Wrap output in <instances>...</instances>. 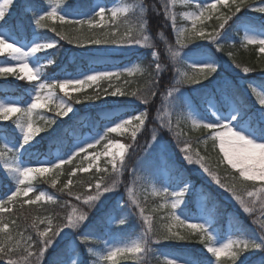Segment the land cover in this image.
<instances>
[{"label": "snow or ice", "instance_id": "1", "mask_svg": "<svg viewBox=\"0 0 264 264\" xmlns=\"http://www.w3.org/2000/svg\"><path fill=\"white\" fill-rule=\"evenodd\" d=\"M183 7L191 9L180 14L185 21L178 24V16L173 8L177 0H162L163 17L170 24L175 33V43L168 45V54L176 68V76L170 86L165 91H161L160 76L164 71L159 60V52L152 51L153 72L155 78L149 80L140 89L130 92L122 91L116 87L109 91L103 89L104 96H130L142 105H149L157 96L160 97L161 106L165 113L169 114L167 120L161 119V127L169 132H174L171 112L178 107V102L191 109V100L182 91L185 85L199 86L197 89L203 90V95L209 97L211 89L214 88L219 94L220 103H213L209 100L211 116H203L197 112L196 116L188 112L186 119H190L193 127L207 130V139L202 142L207 144L210 140L212 147L218 146L221 154L218 159V166L230 168L232 171L231 182H226L227 177H221L216 168L210 166L205 157L194 152L191 142L182 138L181 133L174 132L177 142L183 147L182 159L187 165L195 168L197 172L207 181L209 186L214 185L215 191L226 200L238 206V209L250 217L252 223L258 225L259 234L253 233L248 236L239 226L236 231L240 233L237 238H228L226 242L216 240L214 242L213 224L221 207L219 200L213 197L212 192L205 188H197L191 180L184 175L179 168L174 175L164 174V167L171 165L175 167V162L167 153V149L155 130L151 136L150 150L145 156L144 162L153 168V175L157 182L163 186L159 189L153 187V195L163 197L164 204L159 208H168V215L160 217V220H169V223H160L156 226L155 218L145 214V208L141 206L137 189L125 187L124 194L118 192L119 180L126 170L125 157L129 149L135 143L138 133L145 127L149 117L147 107L136 115L121 118L114 122V126H106L103 134L96 136L77 137L67 153L57 154L55 160L36 159L34 166L32 160L25 161V155L32 157L37 155L31 149L34 147L35 137L43 128L35 126L38 110L48 108L54 100L58 101L55 107L57 117L67 116L73 111L71 99L58 97L56 89L64 93V97H69V88L79 90L86 85H91L100 80H120L122 75L131 76L134 72H143L139 65L135 67H124L116 71H93L91 74H84L83 78H63L47 79L44 77L45 69L54 64V59L49 58L45 63H39L40 53L55 48L58 44L56 40L41 41L33 39L31 43H24L19 38L22 24L12 23V12L15 9L17 0H0V56L10 57L14 63L0 62V77L12 76L19 80H25L32 85V95L30 102L26 105L21 101L12 100L5 102L0 100V121H13L14 127L11 132L8 128H0V136L6 138L7 143L0 148V178L4 181H14L9 183L10 194L6 198H0V264H87L85 258L81 256V250L88 254L98 256L99 261H92V264H120V261L136 259L143 264L142 257L152 250L153 243L160 244L169 241H186V235H181L175 231L174 227L182 226L200 237V243L205 246L206 252L210 254L206 264H228L222 261L221 257L227 256L230 264H264V91H258L252 83H247L250 90L249 95L255 97L256 103L249 106L241 102L234 94L232 83L226 78L217 79L222 65L216 59L212 51L202 49L201 45L195 41H208L215 46V52H222L225 44L226 31L234 23L237 30H243L244 35L241 40L242 45H258V51L264 53V0H259L253 4L251 0H211V2H197V0H179ZM137 8L140 11V18L135 28L128 27L121 34L118 31L119 19L128 20L130 14H135ZM227 8L230 15L220 11ZM71 5L66 9H61L53 0H26L23 12L29 17V24L33 31L49 28L48 21L59 18L62 22L75 23L78 25L87 24L89 28H110L113 25H104L102 22L107 18L115 24V29L105 31L100 37L84 36L81 33L75 40L69 43H77L83 47L85 45H118L122 47H139L142 49H154L156 45L152 42L148 34V18L146 17L143 5L135 3H125L118 7L106 8L97 5L92 9V15L86 19L68 21L71 15ZM251 10L262 14L259 25L250 19H242L247 11ZM63 13V14H61ZM110 13V15H107ZM217 13H219L217 15ZM159 14V12H158ZM213 16L219 21L211 32L206 30V24ZM190 22V26H188ZM232 22V23H230ZM61 39L67 36L58 32L56 28H51ZM80 31V29H76ZM191 45V49L189 46ZM234 47L235 45H231ZM189 49L188 51H185ZM183 54V55H182ZM232 55L231 52L228 53ZM37 62H33V61ZM235 69H240L243 74L254 72L253 68L244 66L233 61ZM190 69L191 74L188 70ZM203 81H207L204 84ZM130 83L125 81V84ZM85 100H100L101 92L94 95L84 96ZM79 103V101H77ZM51 110V109H50ZM199 116V118H197ZM55 119H50L48 124H54ZM179 123H177V127ZM131 130L133 144L125 145L119 141L108 140L104 145L105 149L114 147L115 152L105 151L104 155L111 157L108 161L111 164V173L107 168H97V173L103 172L108 175L98 176L88 181H80L81 187L86 190L83 193L73 192L70 185L73 184L72 176L76 172H87L89 169L79 167L73 168L69 173V178L63 187L57 188V179H51V186L57 188V192L65 193L72 200L61 202L56 194H48L40 191L36 194L31 183L37 174L52 172L62 165L70 164L74 157L81 153H86L95 145L108 139L109 133H117L122 130ZM18 130V132H17ZM54 143H62V136L53 139ZM91 160L98 159L97 155L90 154ZM66 157V158H65ZM153 157H158L154 159ZM85 159L88 157L85 156ZM198 166V167H196ZM92 165H89L91 168ZM206 174V175H205ZM133 184H138L145 178L136 174V169H132ZM33 193L34 199L29 197ZM23 197L24 206L52 204L61 208H69L70 211L63 217L61 222L54 223L51 215H36L31 218V222L23 226L17 223L16 219L5 221V214L11 216L13 209L9 204H15L16 200ZM113 197H118L115 201ZM204 197L212 201L213 207L205 204ZM196 204L197 212L193 213L190 204ZM95 210V211H93ZM157 209H153L156 211ZM124 212L127 216H138L142 221V232L136 239L130 241H119L109 243L105 241L102 252L97 253L93 247L94 242L100 238L99 230L110 228L113 224L126 225L125 218H119V214ZM90 213L92 216L90 217ZM259 213V216H257ZM183 217V218H182ZM200 222L190 223V220ZM214 258V259H213ZM165 264H199L194 260H189L181 256L165 259Z\"/></svg>", "mask_w": 264, "mask_h": 264}, {"label": "trees", "instance_id": "2", "mask_svg": "<svg viewBox=\"0 0 264 264\" xmlns=\"http://www.w3.org/2000/svg\"><path fill=\"white\" fill-rule=\"evenodd\" d=\"M94 1L95 0H53V2L58 4V7L61 9H66L68 5H71V15L67 17L68 21H75L79 19H86L87 16L92 15V9H94ZM104 3V7L109 8V4L113 1L118 2L123 5L125 3L128 4H137L143 5L145 9V15L148 18V34L152 38V42L156 45L154 49H142L139 47L136 48H128L122 47L118 45H85L83 47L79 46L77 43H69V40H75L81 33L84 36H95L100 37L105 31H112L115 29V24L107 18L102 22L104 25H113L110 28H89L87 24L81 26L75 23L62 22L59 18H55L54 20L48 21L49 28L33 31L32 26L29 24V17L24 14L23 7L26 3V0H17L14 11L12 12V23L19 22L22 24V28L20 29L19 36H25L26 38H30L33 35H36L41 41H50L56 40L58 44L55 48L47 50L46 53H40L39 60L42 63L47 62L49 58L54 59V64L49 65L45 69L44 77L51 80L55 79H63L67 77H75L81 75L92 68H101V67H116L118 69H122L124 67H135L139 65L144 71L141 73L139 71L134 72L131 76L127 74L122 75L119 81L113 80H102L99 84V87L95 89L94 87H89L85 90H82L76 94H72L69 99H71L73 106L76 111L69 115L66 118H59L54 123V128L51 131H42L37 136V142L34 143L33 149L31 151L36 153L37 155L29 157L25 155L24 160H32L34 161L42 158L55 160V152L63 155L67 153L72 145L76 142L77 137L84 136H96L97 133L103 134V131L110 121H116L123 117H127L130 115H136L138 112L143 111L145 107L150 109V107L156 102V98L149 105H142L138 101H135L133 97L130 96H104L102 94L103 89H108L110 92L115 90L116 87L121 88L122 91L130 92L136 89L143 88L149 80L155 78V73L153 72L154 64L153 58L151 56L152 51H158L161 55V48L163 46L168 47L169 44L175 43V33L172 31L170 24L165 21L162 13L163 9L158 0H102ZM204 0H197V2L203 3ZM47 4L48 0H44ZM251 2L255 5L259 2V0H251ZM110 9V8H109ZM190 10L189 8H185L182 4L177 0V4L173 8V11L177 13L178 16V24H184L185 21L181 18L180 14ZM222 11L226 15H230L231 13L227 8H223ZM159 12V14H158ZM83 14H87L83 15ZM219 13H217L218 15ZM107 15H110L108 13ZM140 11L137 8L135 14H130L128 16V20L124 21L123 19H119V28L118 31L123 34L128 27L135 28L138 19L140 18ZM242 19H250L254 21L257 25L261 22L262 14L256 13L254 11L248 10L245 17H241ZM219 21L216 20L215 16L207 22L206 30L211 32L213 27L218 25ZM232 23V22H230ZM188 26H190V22H188ZM51 28H56L58 32L67 36V39H61L56 35L55 32L51 31ZM76 29H80V31H76ZM244 33L243 30H237L236 25L233 23L232 27L228 28L226 31L227 39L225 41H221L222 44H225V48L222 52H215V46L208 43V51H212L218 59L219 63L222 65L223 70H220L219 76L217 79L226 78L228 79L234 89V94L238 97V99L249 105L253 106L256 101L255 97L249 95V89L247 88V83H252L254 87L257 88L258 91L264 90V53H260L258 51V45H242L241 40ZM235 45L232 47L231 45ZM202 47V46H201ZM125 49V50H123ZM231 52L232 55L229 56L228 53ZM0 58H6V56H0ZM160 60V56H159ZM238 63L241 67L247 66L254 69L253 73L243 74V73H235L241 72L240 69H235L233 64ZM162 64V61L160 60ZM175 65L171 62L169 64V69L173 71ZM177 68V66L175 67ZM188 70L191 74L190 69ZM170 71H163L160 76L161 81V89L165 87V82L163 83L165 77L163 75L168 76ZM229 77V78H228ZM125 81H129L130 83L125 84ZM204 84H207V81H203ZM31 83L25 80L14 79L12 76L8 77H0V96L10 95L18 98L22 104L26 105L27 102H30V97L28 93V88H30ZM199 88V86H198ZM197 88V89H198ZM97 91L101 92L100 100H85L84 96L86 95H94ZM211 95L209 97H205L203 95V90H196L194 93L193 99L201 111L203 116H211L210 110L207 107V101L210 98L215 99L220 103L219 94L216 93L215 89L212 88ZM79 101V103H77ZM182 103L178 102L177 109L172 114V124L174 132H179L182 135V138L188 139L191 142V147L194 152H198L200 156L205 157L208 161V164L218 171L221 177H227L226 182H231L232 171L230 168H225L224 166H218V159L221 155L219 153L218 147L215 149L212 147V142L209 140L207 144L202 141L207 139L208 132L207 130L193 127L190 119H186L187 112L183 111ZM195 116V115H193ZM199 118V117H197ZM177 123L179 126L177 127ZM147 124V123H146ZM0 128H8L11 132V128L5 122H0ZM172 132L173 137L171 139L180 149L183 145L178 144L177 136ZM57 136H62V143H54L53 139ZM2 139H6L0 136V141ZM108 140H119L123 144H133L131 133L129 131L122 133H109L108 139L102 141L100 144L95 145L92 149H88L86 153H81L79 156L74 157L73 161L70 164L62 165L59 169H55L57 175L55 179H57V188L63 187V184L67 182L69 178V173L72 172L73 168H79L82 165L83 157H85L88 152L94 151L97 148H101ZM144 137L137 136L135 143L131 149H129L126 153L125 164L126 170L122 176H120L121 180L124 181L120 185L134 187L137 189L138 197L141 202V206L145 208L146 215H152L155 218L156 226L158 227L160 223H169V220H160V217L168 215V208H159V205L164 204L165 200L163 197L158 195H153V183L155 180L153 175V168L149 167L143 160V158H139L135 160V157H142L140 148L142 147V142ZM181 153V151H180ZM66 158V157H65ZM141 159V160H140ZM100 169L107 168L109 173H111V165L106 162L104 159L101 161ZM175 167L170 166V171L167 175H174ZM132 169H136V174L145 178L138 184H133V176L131 175ZM180 170L183 171L184 175L187 176L192 183L195 180V173L191 170H187L186 167H179ZM206 175V174H205ZM98 176H105L107 180L109 177L107 174L100 172L97 173L96 168H91L87 172H76L72 176L73 184L70 185V188L73 192L83 193L86 190L85 187H81L80 181H88L89 179H94ZM127 176V177H126ZM198 178V175H197ZM9 183L12 184L11 181H4L0 178V195H4L9 190ZM203 188L206 191L212 192L214 198L219 200L221 207H219L218 215L216 221L214 222V226L224 235L225 233H231L235 237L239 236L235 229L237 226L243 229L244 233L248 236L253 235V233L258 235L259 227L252 223L253 217H250L246 214H243L242 211L238 209V206L233 204L231 201L226 199H222L217 192L214 190L211 191L206 184L207 181L201 182ZM31 184L34 187L36 193L40 191H44L48 194H56L58 199L63 202L64 200H72L73 203L76 202L73 198L68 197L65 193L57 192V188H53L51 186V179L38 176L36 177ZM33 193L31 194V197ZM206 206L213 207L212 201L208 200L207 197L204 199ZM23 203V197L16 200L15 204H9L8 207L13 209V214L11 216L5 214L4 219L8 221L10 219H16L17 223L23 226L25 223V217H27V222H31V218L36 215L46 216L51 215L54 220V223L61 222L63 217L70 211L69 208H61L59 205L52 204H43V207L40 205H32V206H24L21 208ZM189 207L192 209L193 213L197 212V205L190 204ZM153 209H157L153 211ZM92 216V213H91ZM90 216V217H91ZM259 216V213H257ZM123 218L126 219L124 216ZM183 218V217H182ZM126 225H118L116 229L120 232L123 230H128L129 221L126 219ZM192 223V222H190ZM182 230L180 231L181 235H186L189 237L186 241H169L163 242L164 247L169 251L177 254L178 256H182L189 260H194L199 263H206L210 254L206 252L204 245L201 244L199 235L192 234L188 235V229L182 226H178ZM104 234V229L99 230V235ZM137 234L132 235L135 237ZM101 239L99 238L94 242V249L98 253V245L100 244ZM97 247V248H96ZM100 253V252H99ZM81 256L86 259L87 264H92V261H97V256H93L88 254L86 251L81 250ZM166 255L161 254L160 252H152L151 255L146 259V264H165ZM170 258V257H167ZM214 259V258H213ZM222 261H230L227 256L221 257ZM138 260L136 259H128L120 261V264H136ZM149 262V263H148Z\"/></svg>", "mask_w": 264, "mask_h": 264}, {"label": "rangeland", "instance_id": "3", "mask_svg": "<svg viewBox=\"0 0 264 264\" xmlns=\"http://www.w3.org/2000/svg\"><path fill=\"white\" fill-rule=\"evenodd\" d=\"M158 2L161 4L162 6V9H163V3H162V0H158ZM205 2V0L203 1ZM207 2H211V0H207ZM169 3H170V0H169ZM99 5V6H104V3L102 0H95L94 1V9L96 8V6ZM118 6H121V4H119L118 2L116 1H113L109 4V8H112V7H118ZM187 11H191L190 10H187ZM186 12V11H185ZM63 14V13H61ZM244 33V32H243ZM19 38L21 39L22 42L24 43H31V41L33 39H37L38 37L36 35H33L32 37L30 38H26L25 36H22ZM39 39V38H38ZM196 44H199L202 46V49L204 50H207L208 51V41H203V40H200V41H195ZM174 45V44H173ZM128 48H136V47H128ZM168 47H165L163 46L161 48V55H160V60L162 61V65L164 67V71H170V73L168 74V76L166 75H163V77H165L163 83L165 82V87H162L161 91H165L166 88L168 86H170L171 82L174 80L175 76H176V65L175 67L173 68V71H171L169 69V64L172 62L171 61V58L169 57V54H168V51H167ZM189 49H191V45L189 46ZM189 49H186L185 51H188ZM125 50V49H123ZM183 55V54H182ZM218 60V59H217ZM0 62H9V63H14V61L11 60L10 57H6V58H0ZM33 62H37V61H33ZM39 63H42L40 60H38ZM118 70V68L116 67H101V68H92L90 69L89 71L81 74V75H78V76H75V77H72V78H83V75L84 74H91L93 71H116ZM235 73H242V72H237L235 71ZM229 78V77H228ZM14 79H17L14 77ZM102 80L96 82V83H93L91 85H86L84 87H82L81 89L79 90H76V89H72V88H69L68 91H69V97H64V93L63 92H60L59 89H56V93H57V96L58 97H62L64 99H69L70 96L72 94H76L82 90H85L89 87H94L95 89H97L99 87V84ZM198 86H188V85H185L184 88L182 89V91L185 93V95L191 100V109H189L188 107L184 106L183 104V111L184 112H192V115H195L198 113H201V111L198 109L196 103H195V100L193 99V96H194V93H196V90H197ZM261 91H264V90H261ZM28 93H29V97L32 95V85L30 86V88H28ZM212 100L213 103H217L218 104V101L214 100L213 98H210ZM209 99V100H210ZM0 100H3L5 102H8V101H12V100H18L17 97H13V96H10V95H4V96H0ZM209 100L207 101V107L208 109L210 110V113L214 110L213 108H211L210 104H209ZM56 100H54V102L52 104L49 105L48 108H44V109H40L38 110V115H36V121H35V126L37 127H41L43 128L45 131H51L53 130V128L55 127L54 124H51L49 125L48 124V121L50 119H55V121H57L59 118H66L68 117L69 115H72L76 109L75 107L73 106V111L70 112L67 116H64V117H57L56 116V112L58 111V109L55 107V104H56ZM51 109V110H50ZM148 109V108H147ZM144 110V109H143ZM148 112H149V117H148V120H147V124L145 125V127L142 129V131L140 133H138L137 136H141V137H144V140L142 142V147L140 148V151L142 152L141 155H143L142 157H135V160H138L139 158H143L145 159V156L147 155L148 151L150 150V145H151V136L153 134V130L156 131V133L162 137V140H163V143L167 149V153L171 156L172 160H174L175 162V168L174 169H171L172 171H174L176 168H179V167H186L187 170H191L192 172L195 173V182L194 184L196 185L197 188H201L203 187L202 185V181H206L204 179L203 176L200 175L199 172H197L195 170V168H193L192 166L190 165H187L186 162L182 159L183 157V153H180V149L178 148V146L175 144V141L173 142V140L171 139V136L173 137V134L172 132H169L166 128H162L161 127V119H164V120H167L169 118V114L168 113H165L163 111V108L161 106V101H160V97L157 96L156 97V102H154V104L150 107V109H148ZM174 111L171 112V117H172V114H173ZM199 117V116H197ZM123 118H127V117H123ZM15 120V116L12 117V120L10 121H0V122H5L7 123L11 128L14 127V123L13 121ZM119 120H116V121H110L107 123L106 126H114V122H118ZM131 133V130H127ZM18 132V130H17ZM122 132H126L124 130H122L121 132H117V133H122ZM37 139H38V136L35 137V140H34V143L37 142ZM113 141H119V140H113ZM121 142V141H119ZM7 143V140L6 139H2V141H0V148H3L4 145ZM108 142H106L105 144H107ZM122 143V142H121ZM104 144V145H105ZM104 145L101 147V148H97L96 150L94 151H90L88 152V154L86 155L88 158L85 159L83 157V162H82V165L81 167L83 168H87V169H91V168H99L101 166V161L104 159L106 162L109 161V159L111 157H108V156H105L104 155V152L105 151H113L115 152L116 149L114 147H112L111 149H105ZM218 147V146H217ZM90 154H95L97 155L98 159L95 160V161H92L91 160V155ZM57 156V153L55 152V157ZM154 159H158V157H153ZM140 159V160H141ZM43 160V159H41ZM144 161V160H143ZM0 163H2V161H0ZM92 165L91 168H89V165ZM111 165V164H110ZM30 166H34L33 165H30ZM171 165H166L163 169L164 171V174L165 176H167V173L170 171L169 167ZM198 167V166H196ZM56 170L54 169L52 172H49V173H44L43 175H40V174H37L36 177L38 176H42V177H46V178H49V179H53L56 177L57 175V172H55ZM197 175H198V178H197ZM35 177V178H36ZM127 177V176H126ZM34 178V179H35ZM33 179V180H34ZM33 180L31 181H26V183H31ZM119 180V185L121 183H123L124 181L121 180V178L119 177L118 178ZM12 184H14L15 182L14 181H11ZM125 183V182H124ZM153 183V187L159 189L163 186H166V185H162L161 183L157 182V181H154L152 182ZM210 189H212L211 191H215V187L214 185L212 186H209L208 184H206ZM125 187L126 186H119V189H118V192L120 194H124V197L125 199L127 198L126 194H125ZM216 192V191H215ZM39 193V192H38ZM36 193V194H38ZM10 192L9 190L4 194V195H0V198H6L7 195H9ZM31 194L32 193H29V197H31ZM219 194V193H218ZM219 196L222 198V199H225L223 196H221L219 194ZM32 199H34V195L31 197ZM118 197H113V200L115 201ZM205 198V197H204ZM203 198V199H204ZM95 211V210H93ZM90 216H91V213H90ZM126 217V219L129 221L130 225H129V228L128 230H123L121 233L116 229V224L115 222L113 221V224L110 228H106V233L105 235L102 237V241L101 243L97 246L98 249H99V252H102L104 247H105V241L109 242V243H112V242H119L121 240L127 242V241H130L132 239H136L140 233L142 232V221L138 218V216H127L126 213L124 212H121L119 214V218H123V217ZM189 222H192V223H196V222H200V221H197L195 219L193 220H190ZM174 230L175 231H181L182 229L180 227H174ZM213 235H214V242L216 240H219L220 242H226V240L228 238H232V239H235L237 237H235L233 234L231 233H225L224 235H221V233H219V231H217V229L215 228L214 224H213ZM188 231V235H192V234H196V232H193L191 230H187ZM259 234V231L257 232ZM134 234H137L135 237H133L132 235ZM200 238V237H199ZM164 244L165 245H168L167 243H160V244H155L153 243L151 245V248L152 250L150 252H148L147 254H145L143 257H142V260H143V264H146V259L151 255L152 252H160L161 254L163 255H166L170 258H173L175 256H178L177 254L173 253L172 251H169L167 248L164 247ZM96 247V248H97ZM205 248V246H204ZM98 252V253H99ZM182 257V256H181ZM97 261H99V257L97 256ZM149 263V262H148ZM99 264H103V262H99ZM136 264H140V261H137ZM199 264H206V263H199Z\"/></svg>", "mask_w": 264, "mask_h": 264}]
</instances>
